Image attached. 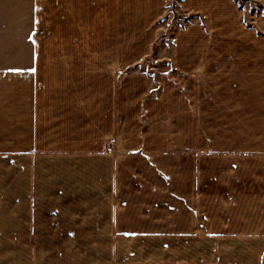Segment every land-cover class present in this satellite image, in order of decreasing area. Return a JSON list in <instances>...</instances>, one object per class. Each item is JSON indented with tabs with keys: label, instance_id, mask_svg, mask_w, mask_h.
I'll return each instance as SVG.
<instances>
[{
	"label": "crops",
	"instance_id": "obj_1",
	"mask_svg": "<svg viewBox=\"0 0 264 264\" xmlns=\"http://www.w3.org/2000/svg\"><path fill=\"white\" fill-rule=\"evenodd\" d=\"M88 1L0 0V213L8 185L9 221L18 206L33 215L36 183L41 199L49 193L60 207L50 215L96 221L88 231L106 238L153 239L145 254L169 252L174 264L200 260L194 239L264 238L256 226L264 202L252 192L233 199L235 179L217 209H195L194 200L204 183L219 186L221 172L242 171L241 157L264 155L255 90H193L216 84L221 72L226 86L240 76L237 46L259 37L242 10L234 0H183L199 14L177 26L169 69L160 71L141 64L167 0H148L150 10L142 0ZM41 25L50 36H36ZM150 80L159 90L146 88ZM146 259L140 264H163Z\"/></svg>",
	"mask_w": 264,
	"mask_h": 264
},
{
	"label": "rangeland",
	"instance_id": "obj_2",
	"mask_svg": "<svg viewBox=\"0 0 264 264\" xmlns=\"http://www.w3.org/2000/svg\"><path fill=\"white\" fill-rule=\"evenodd\" d=\"M96 1L89 0V6L94 8ZM113 1H115V4L120 2V0ZM142 1L147 2L145 7L150 10L151 5L148 0ZM182 1L167 0L163 16L155 24L153 43L149 50V55L144 58L146 62L142 63V66L152 67V65H156L160 71L169 69L168 59L172 55L169 45L177 26L184 27L188 22V17L191 18L192 15L199 14L187 11L185 5H182ZM234 1L242 10L244 23L249 27L255 28L259 37L256 38L250 33V37H242L241 45L237 46V48L242 49L243 58L238 78L235 80L231 78L230 84L226 86L224 83L227 80L222 75H225V73L221 72V79L215 80L216 84H212L209 87L206 81V83L200 81L198 84H193V90H201L202 85L205 90H216L219 87L226 90L228 88L230 90H238L240 87L242 90H255L259 103H264V0ZM48 2L54 5L55 0H48ZM136 3L133 2L131 5L137 7ZM250 5L254 7L251 12H249ZM139 6L143 5L140 4ZM59 17L64 20V15L60 14ZM179 20H183V22L179 23ZM51 33L52 30L46 29L42 25L35 31L36 36H40V38H46ZM251 55L252 58H249ZM158 59L167 61L160 62L159 60L158 63H153V60ZM135 64V62L130 63V71L138 69V64ZM208 81L213 83L214 80L210 78ZM42 82L41 80L36 81V90L41 91L44 89ZM154 82V80L148 81L146 88L148 90H159V87ZM121 85L120 83L119 87ZM163 87L165 90L171 89L168 82H165ZM260 145L262 146L263 144ZM258 153L259 151L257 155H253L255 159H244L245 157H241L242 171L235 174L229 170L221 172L219 179L223 181L219 182V186L215 182H206L204 183L206 189L199 188L197 191L195 190V209L196 207L205 210H211V207L217 209L213 206L220 202L219 197L224 196V191L228 192L226 189L227 185L229 182V184H232L231 182L234 179L239 183L240 188L230 193L234 196L233 199L237 198L239 193L247 195L252 192L262 204L264 202V155ZM229 158L230 156L226 157L227 160ZM253 159L255 162L252 163ZM212 174H215V172H212ZM217 176L209 175L210 178ZM40 178L41 176H37L38 180ZM218 187H220V190L217 192ZM38 188L39 185L36 186L35 183L33 215L29 213V209L25 205L18 206V212L12 223L9 221L10 208L8 200L10 199L8 197V185L6 191L2 193L4 197L2 199V213H0V264H140L146 258L145 262H161L162 260L163 264H174L170 260L169 252L163 251L161 255L156 254L155 256L145 254V250L148 249V243L154 242L153 239L126 240L119 237L106 238L105 233H90L88 231L90 229L98 230L96 226L99 223L96 221L95 223L93 221L91 223L87 222V224L73 222L62 210L57 216L50 215V210L60 209V207L58 203H55V200L54 202L50 201L51 199L47 197L49 194L47 192L44 195V200H42L43 192L38 190ZM156 195L157 193L155 194V199L160 197ZM115 197L120 198V195ZM114 202L115 209H120L121 207H116V199ZM77 203L81 204L82 200H77ZM199 204L200 206H197ZM256 226L258 234H264V221L257 222ZM145 241L147 245H143ZM139 245H142V247L138 248ZM193 246L194 251L199 249L198 251L200 252L198 253L200 260H198L199 262L195 260V264H264V238L194 239ZM131 253L134 255L130 256L129 254Z\"/></svg>",
	"mask_w": 264,
	"mask_h": 264
},
{
	"label": "snow or ice",
	"instance_id": "obj_3",
	"mask_svg": "<svg viewBox=\"0 0 264 264\" xmlns=\"http://www.w3.org/2000/svg\"><path fill=\"white\" fill-rule=\"evenodd\" d=\"M31 39V37H30ZM30 71L34 72L35 69H29ZM10 71H23V69H18V68H13V69H10Z\"/></svg>",
	"mask_w": 264,
	"mask_h": 264
},
{
	"label": "built area",
	"instance_id": "obj_4",
	"mask_svg": "<svg viewBox=\"0 0 264 264\" xmlns=\"http://www.w3.org/2000/svg\"><path fill=\"white\" fill-rule=\"evenodd\" d=\"M256 7V5H254ZM254 10V7L252 5L249 6V12L253 11ZM179 23H182L183 20H179L178 21Z\"/></svg>",
	"mask_w": 264,
	"mask_h": 264
}]
</instances>
